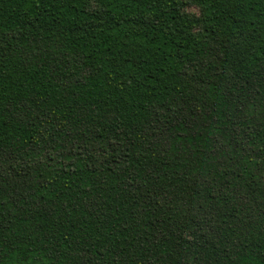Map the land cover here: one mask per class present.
I'll return each instance as SVG.
<instances>
[{"label":"trees","instance_id":"trees-1","mask_svg":"<svg viewBox=\"0 0 264 264\" xmlns=\"http://www.w3.org/2000/svg\"><path fill=\"white\" fill-rule=\"evenodd\" d=\"M0 264H264V0H0Z\"/></svg>","mask_w":264,"mask_h":264}]
</instances>
